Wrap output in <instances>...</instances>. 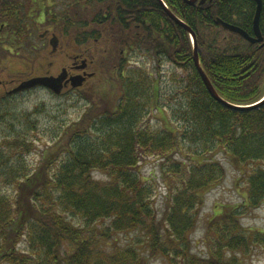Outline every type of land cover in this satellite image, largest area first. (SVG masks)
<instances>
[{
  "label": "trees",
  "instance_id": "trees-1",
  "mask_svg": "<svg viewBox=\"0 0 264 264\" xmlns=\"http://www.w3.org/2000/svg\"><path fill=\"white\" fill-rule=\"evenodd\" d=\"M81 1L100 12L61 24L65 32L75 29L83 40L94 39L93 45L101 38L111 44L108 61L114 59L120 95L112 104L100 96L79 121L58 126L52 135L54 152L37 168L26 159L35 149L32 113L3 110L5 120L19 125L11 124L13 130L7 129L0 143V264H148L150 256L168 264H239L227 253L246 250L250 240L264 244L263 231L247 234L240 225L245 210L264 203V107L233 111L212 98L196 69L189 32L167 19L159 0ZM164 2L196 34L201 64L221 97L242 106L264 97V46L217 23L223 20L254 36L256 2ZM10 21L9 44L24 45L29 32ZM136 24L147 39L132 31ZM260 28L264 37V0ZM145 53L162 64L168 59L184 72L172 80L175 94L162 90L164 83L143 67L127 66L130 57L138 60ZM151 110L162 115L160 128L143 125ZM218 152L240 169L248 192L242 205L214 217L205 260L192 253L189 237L204 193L226 178L225 166L214 157ZM151 156L161 160L170 191L161 219L154 185L139 174L141 161ZM94 172L106 179H96ZM103 220H110V226L101 232L94 225ZM109 231H139L149 242L139 249L132 244L109 250ZM67 244L74 248L64 251Z\"/></svg>",
  "mask_w": 264,
  "mask_h": 264
},
{
  "label": "rangeland",
  "instance_id": "rangeland-1",
  "mask_svg": "<svg viewBox=\"0 0 264 264\" xmlns=\"http://www.w3.org/2000/svg\"><path fill=\"white\" fill-rule=\"evenodd\" d=\"M86 11L89 17L100 12L97 6L91 9L87 7ZM23 24L27 30H30L31 34L35 24L27 21ZM40 28V31L37 28V31L28 36V39L23 37L25 39L24 45L17 46L16 49L13 48L11 53L0 51V115L4 116L1 120L7 121L5 120L7 115H2L4 109H9L15 115L32 113L31 116L35 121L33 123L35 131L32 134L35 140V149L26 158L32 168L39 167L43 163L44 156L54 152L52 135H55L54 130L58 126L62 127L61 129L64 126V128H68L74 122L79 121L92 100L97 102V98L101 96L103 101H110L112 104L120 95L119 80L113 72L115 70L113 69L114 59L111 63L108 61L110 55H113L111 44L103 41L100 37L101 39L93 45L94 39L83 40L81 31L75 29L65 32V26L61 24L53 27V29L42 24ZM45 30H52L51 32L58 37L59 46L56 52H52L49 44L50 34L45 40L40 39V35ZM78 42L84 45L80 46ZM30 45L33 48H29ZM1 48L0 45V50ZM200 52L207 54L206 50H200ZM77 57L80 66L84 60L86 61L88 66L84 70L85 73L93 74V77L88 78L82 87L75 89L68 87L60 95H55L51 90L44 87H35L7 96L9 92L25 81L43 76L57 77L64 69H67L73 76L83 75L82 71L72 70L73 61ZM127 66L132 68L143 67L153 77L164 83L161 85L162 90L168 92L169 89L172 95L177 90V88L171 89L172 85L175 84L172 80H175V76L181 78L184 73L168 59L162 64L149 53L147 55L145 53L138 60L130 57ZM178 95L180 93H177L174 98ZM161 118L162 115L160 116L156 111L151 110L149 116L143 120V125L149 124L152 127L160 128ZM11 124L15 126V124L19 125V122L17 120H8L6 123L0 121V143H4L1 137L7 135V129L13 130L14 127ZM16 128H21V126H16ZM52 132L53 134H50ZM214 157L225 166L226 178L204 193L196 230L189 237L192 253L205 260L210 258L207 231L209 232V228L216 222L214 217L227 208L242 205L248 192L246 180L239 173L240 169H235L222 152L216 153ZM160 168L161 160L153 156L146 157L140 163L139 174L142 179L148 180L150 184L154 185L155 207L161 219L166 204L170 201V191L165 184ZM93 175L96 179H106L105 175L98 172H94ZM240 225L247 234L252 231L264 232V203L255 209L245 210L240 216ZM94 226H98L102 232L110 226V220L97 222ZM108 236L109 250H112L114 246L119 249H126L132 244H135V248L139 249L149 242L147 235L139 231H109ZM65 246L64 251L68 248L67 246L74 248L70 244ZM234 255L239 259V264H264V244L250 240L246 250L235 254L227 253L230 258L235 257ZM148 264H168V262L161 256H150Z\"/></svg>",
  "mask_w": 264,
  "mask_h": 264
},
{
  "label": "flooded vegetation",
  "instance_id": "flooded-vegetation-1",
  "mask_svg": "<svg viewBox=\"0 0 264 264\" xmlns=\"http://www.w3.org/2000/svg\"><path fill=\"white\" fill-rule=\"evenodd\" d=\"M184 1L188 3L187 0H184ZM201 1L202 0H198V1H195V3L193 4H189V3L188 4L198 5V4H201L200 3ZM84 2L85 1H81V0H0V45L2 47L0 51L1 52L6 51V52L11 53L12 49L13 48L15 49L14 46L9 44V30L11 26L10 20H12V22H15L17 20L18 25L20 27H24L23 23H25L26 21L35 24L31 32V34L33 35L37 31V28H38V31H40L41 25L46 24L48 22L57 24V22H67V21L69 22V21H76L80 19L81 20L86 19L88 14L86 11L87 6L84 5ZM109 12H110V9H108V13ZM11 14L14 16L13 18H10ZM166 16H167V19L170 18L167 15V13H166ZM53 27L55 26H51L52 29ZM164 27H165V23L162 19L161 28H164ZM27 31L29 32V36H30L31 35L30 30H27ZM51 31L52 30H45L44 33L40 35V39L45 40L46 37H48V35L50 34V38H49V44H50L51 39L54 36H56ZM132 31L136 35H142L144 39L148 38L147 33H145L144 35L142 34L143 27L140 24L134 25V28ZM74 61H73L74 64L72 65V70L82 71L83 74H85L84 70L79 69L83 65V63L81 66L78 64V57ZM65 70L67 71L68 78H71L73 75L67 69H64L63 71ZM68 87L70 86L64 85V89Z\"/></svg>",
  "mask_w": 264,
  "mask_h": 264
},
{
  "label": "water",
  "instance_id": "water-1",
  "mask_svg": "<svg viewBox=\"0 0 264 264\" xmlns=\"http://www.w3.org/2000/svg\"><path fill=\"white\" fill-rule=\"evenodd\" d=\"M161 2V5L163 6L165 12L167 15L179 26L183 27L185 30H187L191 36L193 47H194V63L196 66L197 71L199 72L201 78L203 79V82L208 89L209 93L211 94L212 98H214L217 102L222 104L224 107H226L229 110L233 111H247V110H256L264 107V98H262L261 101L258 103H254L252 105L242 106L238 104L231 103L227 100H225L223 97L219 95V93L216 91L214 86L212 85L209 77L207 76L206 72L204 71V68L200 61V56L198 52V43H197V36L193 32V30L180 18H178L175 14H173L168 7L165 5L163 0H159ZM195 1L198 0H187L189 4L195 3ZM206 0H202L200 3H205ZM212 1V0H210ZM257 3L256 13L253 21V31L254 36L249 35L246 31L241 29L238 26L229 24L224 22L223 20H218L217 23H219L225 30L237 34L241 36L244 40L251 44H257L261 43L263 47L264 46V37L261 32L260 28V20H261V13L263 9V0H254ZM51 47L52 52H56L59 46V41L57 37H53L51 40ZM87 64L86 61L83 62V65L79 68L81 70L86 69ZM93 77V74H85V75H76L72 76L71 78H68L67 71H62V73L55 77V76H43V77H36L33 79H30L28 81L23 82L18 87H16L14 90H12V93H18L23 92L38 86H43L51 91H53L55 94L60 95L64 90V85L71 86L72 88H80L84 85L87 78Z\"/></svg>",
  "mask_w": 264,
  "mask_h": 264
}]
</instances>
